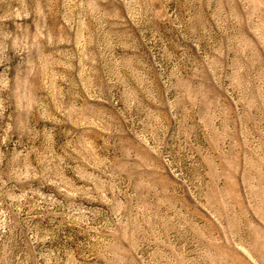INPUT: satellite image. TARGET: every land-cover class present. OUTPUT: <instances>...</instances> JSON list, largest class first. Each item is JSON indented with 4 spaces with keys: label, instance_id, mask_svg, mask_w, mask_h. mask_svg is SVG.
Masks as SVG:
<instances>
[{
    "label": "rangeland",
    "instance_id": "rangeland-1",
    "mask_svg": "<svg viewBox=\"0 0 264 264\" xmlns=\"http://www.w3.org/2000/svg\"><path fill=\"white\" fill-rule=\"evenodd\" d=\"M0 264H264V0H0Z\"/></svg>",
    "mask_w": 264,
    "mask_h": 264
}]
</instances>
